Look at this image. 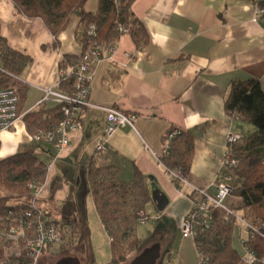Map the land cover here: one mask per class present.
<instances>
[{"label":"crops","instance_id":"obj_1","mask_svg":"<svg viewBox=\"0 0 264 264\" xmlns=\"http://www.w3.org/2000/svg\"><path fill=\"white\" fill-rule=\"evenodd\" d=\"M98 2L90 0L87 10L95 13ZM133 12L146 29L148 43L138 47L130 34L122 35L111 55L96 65L83 128L69 134L70 145L59 151L53 144L31 141L23 116L56 105L40 101L44 89L57 82L62 59L78 57L83 51L77 39L83 31L80 19L71 17L56 47L41 19L26 18L11 0H0V35L11 49L33 60L22 78L29 89L21 104V119L11 131L1 134L0 159L26 150H39L47 157L41 159L51 167L38 204L60 216L63 211L57 202L66 201L69 193L65 190L72 181L78 188L90 160L117 168L123 182L132 181L135 170H139L147 177L153 201L165 206L161 210L149 204L157 212V222L165 221L158 224L156 233L167 240L155 243L161 244L163 252L168 251L170 264H200L194 242L181 239L173 251L176 233L172 232L179 230L192 208L194 187L211 190L223 183L222 177L231 178L225 176L220 164L227 135L247 137L255 131L252 125L228 114L225 101L234 81L254 78L264 90V25L258 23L251 0H136ZM108 108L134 113L137 120L134 127L117 128L108 140L107 151L97 156ZM170 127L198 137L187 182L179 187L173 173L159 160ZM57 163L59 168L54 171ZM86 199L87 194L84 198L75 196L74 201L78 204ZM227 201L232 210L241 205L235 196ZM240 235L243 238L242 232ZM90 254L87 263L102 264Z\"/></svg>","mask_w":264,"mask_h":264},{"label":"trees","instance_id":"obj_2","mask_svg":"<svg viewBox=\"0 0 264 264\" xmlns=\"http://www.w3.org/2000/svg\"><path fill=\"white\" fill-rule=\"evenodd\" d=\"M18 13L29 19H41L54 37L57 47L59 36L66 30L70 19L77 15L79 27L83 31L77 34L82 45V53L100 42L116 43L121 37L118 27L129 28V34L138 47L148 43V34L142 22L133 12L136 0H99L95 13L87 10L90 0H11ZM254 5L264 8V0H251ZM96 26V35L89 39L87 28ZM81 53V54H82ZM79 57L65 56L59 63V69H66L79 60ZM32 58L11 49L0 35V88H12L19 98L18 111L26 100L29 86L22 80L32 64ZM72 82L61 83L62 89H68ZM228 114L234 119L250 124L255 131L243 137L235 147L238 164L226 171V175L235 180L230 187L232 195L239 198L242 220L256 229L254 235L247 233L242 243L257 255V264H264V90L259 80L251 78L234 81L225 101ZM60 106L40 108L26 113L23 120L31 135L40 130H49L62 120ZM179 132L171 141L169 154L160 156V162L166 170L177 174L174 183L179 187L187 180L194 157V146L197 136L190 131L170 127V133ZM48 175L47 165L34 151H21L0 160V229L8 220L9 212L18 213L27 207L31 200L29 185L33 182L43 185ZM85 190L91 194L99 214L100 221L110 237L112 245L111 264H128L136 255L142 244L138 235L139 212L153 204L159 208L148 186L147 177L135 170L130 182L120 181L118 169L99 165L90 160L84 175ZM82 202V201H81ZM50 216L54 213L40 205ZM234 215L236 212L233 211ZM207 218L212 226L209 230L198 229L193 239L198 251L203 254L205 264H239L243 256L233 245L237 219H225L220 209H210ZM4 220V221H3ZM59 221V220H58ZM60 222V221H59ZM74 221L64 220L65 228ZM71 244V243H70ZM67 249L65 243L59 248ZM168 251H162L157 264H170L165 257Z\"/></svg>","mask_w":264,"mask_h":264},{"label":"built area","instance_id":"obj_3","mask_svg":"<svg viewBox=\"0 0 264 264\" xmlns=\"http://www.w3.org/2000/svg\"><path fill=\"white\" fill-rule=\"evenodd\" d=\"M257 21L264 25V8L257 5ZM119 33L129 35V28L119 25ZM87 35L92 39L96 35V26L90 25L87 28ZM114 44L100 42L96 46H91L79 57V60L66 69L58 70L57 82L44 89V95L40 104L53 102L60 106L62 120L49 130H40L35 133L31 141L53 144L61 151L70 145L69 134L82 130L84 110L90 105L91 83L93 72L96 65L108 58L114 51ZM71 81L72 85L68 89H62L61 83ZM19 98L16 91L12 88H0V151L2 146L1 134L11 131L16 123L21 119L18 111ZM107 125L104 137L96 146L97 156L107 151L109 138L117 128L134 127L137 115L134 113L123 112L117 108L107 109ZM179 132L170 133L164 143L163 154L167 155L171 149V141ZM242 136L229 133L226 138L224 155L221 158V167L226 171L238 164L235 156V147L241 143ZM51 165L47 168L50 169ZM177 177V174L173 173ZM225 176H227L225 174ZM184 183L187 180H183ZM31 190V200L27 207L20 212H9L3 227L0 229V247L4 249L6 258L0 260V264H40L44 251L56 253L55 250L63 244L65 238L64 227L47 211L40 207L38 198L43 190V185L35 182L29 185ZM196 196L192 201V208L187 216L182 220L179 231L184 238L194 239L198 229L209 230L212 226L207 218L210 209H220L225 219L235 217L244 225L246 233L254 235L256 229L242 220L233 210L226 205L227 199L232 194V189L224 183L209 188H193ZM147 217L144 211L139 212V224H145ZM243 244V243H242ZM244 247V254L239 264H257L258 258L255 252ZM200 264H205L203 254L198 251ZM264 263V258L262 260Z\"/></svg>","mask_w":264,"mask_h":264},{"label":"rangeland","instance_id":"obj_4","mask_svg":"<svg viewBox=\"0 0 264 264\" xmlns=\"http://www.w3.org/2000/svg\"><path fill=\"white\" fill-rule=\"evenodd\" d=\"M33 135L30 136V139L32 138ZM36 143H41V142H36ZM35 152H37L36 155L38 157L41 156L39 157L40 159L43 158L44 160H47L46 159L47 157H44L39 150ZM56 165L57 166L55 167L54 171L59 168V163H57ZM47 169L49 170V168ZM59 176L62 177L61 173L59 174ZM80 177L81 179L78 183V188L76 187L77 189H75L72 186L73 185L72 183H74L72 181V183H70L68 186L69 189L65 190V194H67L68 192L69 196H66L63 193V191H60L62 195L64 194L66 196L65 197L66 201L57 202V206L61 207L63 211V215L60 216L59 214H54L53 216L56 220H59L60 222L64 220L74 221L72 225H68L64 228L65 238L63 244L65 243L67 249L60 250L59 248L63 245L61 244L60 246H58V248H56L55 254L52 252L49 253V251L47 250L44 251L40 260V264H52L57 262L63 257H69V256L78 257L81 261V264H89L87 262L91 261L90 252L94 256L99 258L102 264H107L111 262L110 260L112 259V245H111L110 237L100 221L99 214L92 199V195L87 194L86 201H82V202L79 201L78 204L77 201H74L75 196L83 197V198L85 197V194L83 193L85 190V181L83 179V175H81ZM221 182H223L229 187H232L235 184V180L227 177H222ZM230 196L233 197L232 194ZM227 202L228 201H226L225 203L228 206ZM146 210L147 213L151 216V218L147 220L145 224L138 225L137 232L141 239L142 244L137 254L143 251L144 248L151 246L157 241L162 242L164 244L166 242L165 240H167L166 238L160 237L156 233L157 230L156 228L158 227V224L159 225L163 224L165 223V221L163 220L157 222L158 221L157 212L154 209V207H152V205H147ZM233 211H235L236 214L238 215H241L242 213L241 210H239L238 208H235ZM236 226H237L236 232L234 234V240H235L234 246L241 254H243L244 247L242 244V240H244L247 237V233L241 221H239ZM174 231L172 233L173 235L174 233H176V238L175 237L172 238L173 239L172 246L174 247L173 251H175L176 247L179 246V244L181 243V239L189 240L190 243L194 242L193 239L184 238L179 230H177L176 232L175 229ZM241 232L243 234V238H241L240 235ZM165 259L169 261L170 255H167Z\"/></svg>","mask_w":264,"mask_h":264},{"label":"water","instance_id":"obj_5","mask_svg":"<svg viewBox=\"0 0 264 264\" xmlns=\"http://www.w3.org/2000/svg\"><path fill=\"white\" fill-rule=\"evenodd\" d=\"M159 209L163 210L165 206L159 203ZM162 256V247L160 243H154L151 246L144 248L137 254L128 264H157ZM6 258L3 247H0V259ZM52 264H81L78 257H63Z\"/></svg>","mask_w":264,"mask_h":264}]
</instances>
